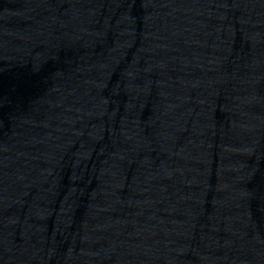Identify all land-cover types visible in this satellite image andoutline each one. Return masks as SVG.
Returning <instances> with one entry per match:
<instances>
[{"label":"water","instance_id":"obj_1","mask_svg":"<svg viewBox=\"0 0 264 264\" xmlns=\"http://www.w3.org/2000/svg\"><path fill=\"white\" fill-rule=\"evenodd\" d=\"M0 264H264V0H0Z\"/></svg>","mask_w":264,"mask_h":264}]
</instances>
